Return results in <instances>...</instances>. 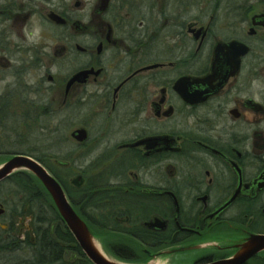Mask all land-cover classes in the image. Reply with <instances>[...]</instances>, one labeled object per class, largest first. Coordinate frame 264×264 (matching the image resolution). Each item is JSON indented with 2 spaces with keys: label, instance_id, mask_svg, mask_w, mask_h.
Returning <instances> with one entry per match:
<instances>
[{
  "label": "flooded vegetation",
  "instance_id": "1",
  "mask_svg": "<svg viewBox=\"0 0 264 264\" xmlns=\"http://www.w3.org/2000/svg\"><path fill=\"white\" fill-rule=\"evenodd\" d=\"M18 122L106 257L264 264V0H0V126ZM71 143L91 157L73 173ZM28 178L62 238L44 264H93Z\"/></svg>",
  "mask_w": 264,
  "mask_h": 264
},
{
  "label": "bare ground",
  "instance_id": "2",
  "mask_svg": "<svg viewBox=\"0 0 264 264\" xmlns=\"http://www.w3.org/2000/svg\"><path fill=\"white\" fill-rule=\"evenodd\" d=\"M83 75H84L83 72H77L71 77L69 82L71 83L74 80L83 77ZM10 114L11 113L9 112H3L2 116H7ZM27 131H28V124L26 122H18V124L14 126L5 123L2 126H0V142L6 139H10L11 141L13 140L12 143L14 150L12 151L16 152L5 160L6 157L3 156L2 154L3 151L0 148V158L4 157L0 161V167H2L6 162H8L13 157L30 156L29 153L26 154V151L29 148L28 143L26 141ZM35 160L38 161L37 159ZM38 162L40 163V161ZM54 163L56 164L55 161ZM44 168L49 172V170L55 168V166L52 165L48 160ZM17 172H23L24 174H20ZM29 176H33L34 178L38 179V177L29 169L25 167H19L12 169L3 178L0 179V209H1L0 214L3 215L4 217H6V215H9L12 212L13 206H11V204L9 203L10 200L6 198L5 194L1 195V193H4L6 190H10L8 192H11L13 195H15V193L21 194V192L19 191H21L24 188V184H27L28 187L30 186V184H28ZM8 205H10L12 209H9ZM34 214L35 215L32 216L33 217L32 223L29 224L30 229L27 230L22 237H19V234L16 232V229L14 227L15 223L12 221V218H10V222H7L6 220H4L3 222L7 225L8 228L7 229L2 228L1 230L2 233H0V251L4 252V251L14 250L17 247L18 248L27 247L26 250L30 253V255L28 256L29 258H24L13 264H22L23 261L25 262L27 261L26 264H44L45 262L43 261V258L45 252H43V256L40 258L37 249L50 247L53 251H55L59 247L60 243H62L60 231L52 229V226H49L48 222L44 223L42 221H38L36 219V215H37L36 212ZM94 248L98 251V249L95 246ZM100 253L104 256V258H106L110 262L117 264H125L121 261L112 260L106 257V255L103 252ZM122 253L123 252H120V254ZM52 254H55V252H52ZM30 260L32 261V263L30 262ZM149 264H163V263L160 261H156V262H151Z\"/></svg>",
  "mask_w": 264,
  "mask_h": 264
},
{
  "label": "rangeland",
  "instance_id": "3",
  "mask_svg": "<svg viewBox=\"0 0 264 264\" xmlns=\"http://www.w3.org/2000/svg\"><path fill=\"white\" fill-rule=\"evenodd\" d=\"M38 33H39V30L35 32L36 38H38L37 37ZM59 116L56 115V119H55L56 121L58 120ZM62 118H63V115H62ZM79 120L80 119H78L73 113L67 114V122H69L70 125L67 128L66 137H69L70 130L72 129L73 126L76 125V123ZM27 140H29V141H27ZM27 140L26 141L28 143V147H29V145L33 146V142L30 139H27ZM66 141H68V139H66ZM12 142H13V140L11 141L10 139H6V140L1 141L0 142L1 150L2 151L14 150ZM58 147L59 146L57 145L54 148V152L55 153H62V150H60V148H58ZM66 147H67L68 151H71V156L69 158V164H70L69 167H70L72 173L75 170H77L78 166H80L81 164H84L85 167L89 166V164H90L89 160L91 159L90 156H87L86 158L85 157H77L78 152L76 151V148L74 147V145L72 143L70 145H66ZM3 158L1 157L0 161ZM88 158H89V160H88ZM49 162L52 165H54L55 168L57 167V165L54 163L53 159H50ZM59 173L62 175L64 174L63 171H59ZM8 191H10V190H6L4 193H1V195L5 194L6 198L10 200L9 203L11 204V206H13V210L11 212L12 214L10 213L9 215H6V219L9 221V219L12 218V221L15 223L14 227L16 229V232L19 234V237H22L24 235V233L30 229L29 224L32 223V219H33L32 215H35L34 213L36 212V208H40V207H38V202L36 203L34 201L35 195H29L28 191H26L25 196L17 194V193H15V195H13L11 192H8ZM32 192H34V191H32ZM21 198H23V199H21ZM36 198L38 199L39 197H36ZM8 206H9V209H12V207L10 205H8ZM20 207H23L25 209V211L23 213H20L19 215H16L17 212L19 211ZM0 227L3 229L8 228L7 225L2 222V220H0ZM99 243H100V241H99ZM105 243H106V241L104 240V244ZM94 244H95V242H94ZM26 248L27 247H22V248L17 247L16 249L10 250V251H4V252L0 251V264H13L15 262H18V261L24 259V258H29L28 256L30 255V253L26 250ZM105 253H106V255H109V254H107L109 252H105ZM72 254H74V252H72ZM109 257H111V256L109 255ZM26 262L23 261L22 264H26ZM30 262L32 263L31 260H30Z\"/></svg>",
  "mask_w": 264,
  "mask_h": 264
},
{
  "label": "water",
  "instance_id": "4",
  "mask_svg": "<svg viewBox=\"0 0 264 264\" xmlns=\"http://www.w3.org/2000/svg\"><path fill=\"white\" fill-rule=\"evenodd\" d=\"M79 131L78 134H73L74 137H82ZM25 167L32 171L40 180L42 185L50 193L58 211L65 220L68 228L74 235L77 243L80 245L87 258L92 261L93 264H117L110 262L104 256L94 248L93 242L90 239L89 231L84 222L75 214L71 206L68 204L64 192L58 182L50 175V173L44 168V166L31 157L16 156L6 162L0 167V179L3 178L9 171L15 168ZM1 212V209H0ZM244 255L239 256L232 261V264L240 262Z\"/></svg>",
  "mask_w": 264,
  "mask_h": 264
},
{
  "label": "trees",
  "instance_id": "5",
  "mask_svg": "<svg viewBox=\"0 0 264 264\" xmlns=\"http://www.w3.org/2000/svg\"><path fill=\"white\" fill-rule=\"evenodd\" d=\"M33 157L35 158V159H37L38 161H40L44 166H46V161H44L41 157V155H33ZM53 169V168H52ZM52 169H50V170H52ZM38 186L42 189V187L39 185V183H38ZM28 187V185L27 184H24V188L22 189V190H24L25 188H27ZM19 191V192H21L22 193V195L23 196H25V194H26V191H27V189H25L24 191ZM23 199V198H22ZM24 208L23 207H20V209H19V211L17 212V213H23L24 211H25V209L23 210ZM41 209V208H40ZM41 221V220H40ZM66 244L67 245H71V246H74L75 245V247H76V249H78V247L76 246V242H75V240H73V239H67L66 240ZM37 252H39V257L41 258L42 256H43V252H45V247L44 248H39V249H37Z\"/></svg>",
  "mask_w": 264,
  "mask_h": 264
},
{
  "label": "clouds",
  "instance_id": "6",
  "mask_svg": "<svg viewBox=\"0 0 264 264\" xmlns=\"http://www.w3.org/2000/svg\"><path fill=\"white\" fill-rule=\"evenodd\" d=\"M33 25H34V30L32 32H27L26 34L28 35L29 38V43H34L36 42L33 37L35 35V32L39 30V25L36 23L35 18H33Z\"/></svg>",
  "mask_w": 264,
  "mask_h": 264
}]
</instances>
